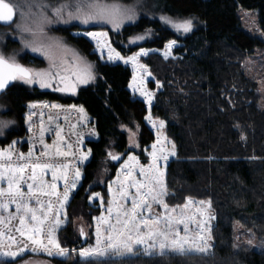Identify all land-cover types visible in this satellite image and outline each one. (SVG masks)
Masks as SVG:
<instances>
[{"label": "trees", "instance_id": "1", "mask_svg": "<svg viewBox=\"0 0 264 264\" xmlns=\"http://www.w3.org/2000/svg\"><path fill=\"white\" fill-rule=\"evenodd\" d=\"M158 1L165 13L194 15L199 24L180 35L158 18L141 15L119 30H109L110 41L123 55L139 47L162 48L170 40L176 42L167 58L158 52L141 57L158 83L156 86L148 82V87L155 89L149 111L152 117L164 120L165 133L175 146L176 154L165 165L164 200L169 204L183 203L187 197L209 200L214 216L211 254L146 256L137 252L130 256L80 259L81 238L72 220L74 210L88 208L86 183L95 181L97 168L104 162L108 167L104 184L129 152H135L145 162L141 149L153 141L154 135L144 121L147 106L127 88L130 68L120 62L101 61L90 41L71 34L78 27L70 24L54 30L92 64L93 80L78 86L74 93L11 84L1 94L16 123L0 137V152L11 153L13 166L36 162L68 164L69 186L76 171L80 172L62 207V178L55 181V195L40 196L43 211L35 199L29 202L41 218L51 202L49 220L61 221L54 235L60 247L69 252L65 257L49 255L43 247L21 236L17 231L21 225L16 205L4 199L8 208H0V250L19 254L15 258L0 256V264H17L27 257L45 258L52 264H264V250L247 245L234 247L232 237L233 222L264 237V109L257 106L256 81L242 69L244 56L261 41L241 26L236 12L238 6L256 9L258 28L264 32V0ZM136 34L148 37L131 40ZM21 60L40 65V59L34 56L25 55ZM126 129L136 130V149L131 146ZM44 145H48V156L41 155ZM57 147L68 155H56ZM110 153L119 157L117 162L110 159ZM21 154L24 160L19 159ZM83 155L87 159L81 163ZM23 175L21 190L27 197V185L33 183L32 168H26ZM36 183L50 186L54 183L52 171L38 169ZM0 187L7 189V182L0 181ZM47 191L52 190L49 187ZM30 215L25 221L27 228L33 227ZM85 215L89 219V213ZM47 231L46 222L39 237L44 245Z\"/></svg>", "mask_w": 264, "mask_h": 264}, {"label": "rangeland", "instance_id": "2", "mask_svg": "<svg viewBox=\"0 0 264 264\" xmlns=\"http://www.w3.org/2000/svg\"><path fill=\"white\" fill-rule=\"evenodd\" d=\"M6 2L12 3L15 6V18L14 21L8 26H0V56H3L6 60L14 61L15 63H22L21 58L25 55L29 57H37L40 59V65L35 66L32 64H23L31 70L32 72H59L61 76L67 77L69 83H75V91L78 86L84 83H77V77L74 73L78 68H82L86 65H91V73L94 78V70L92 64L87 60V58L78 51L76 47L70 44L62 35L55 32L59 26H69L70 24L78 27L76 30H71V34L83 36L92 44V50L97 54L101 61L108 63L120 62L130 68L131 76L127 85L128 90L131 95L141 99L147 106V113L144 116V121L153 132L154 139L148 146L142 147L141 151L144 155L145 162H142L139 156L135 152H129L124 159L117 164L113 176L104 182L103 177L108 174V167L104 162H101L100 167L97 168V174L95 181L88 182L85 185L84 193L86 194V202L88 208L82 207L74 210L73 213V225L77 230L78 236L83 230L84 238L81 237L80 249L93 247L96 244V227L98 223V218L103 216L108 217L109 200L119 201L120 204L125 205L126 208L132 207V198L136 196V188L131 187L134 181L143 182L144 177L140 174L141 167L147 168L151 163V153L153 151L152 145L157 144V153L160 154L159 150L163 148L164 154H168L173 151V141L166 135L164 126H160V122L164 120L159 118H154L151 116L149 108L153 101V88L148 87V82L152 81L156 86L158 83L149 71L146 64L141 61V57L145 55L136 56L142 50L147 54L150 52H158L165 56H171V49L176 45L173 44L171 49L166 48L172 40L166 42L162 48L155 47H139L135 52L128 55L121 54L111 43L109 30L116 31L119 30L124 24L134 22L139 16L147 15L150 17L158 18L162 25L174 30L180 35H184L189 32H184L182 29L178 30L174 25L183 23L184 21L192 22V29L195 28L199 21L194 15L189 16H179V15H169L165 13L158 0H6ZM89 3H99L101 5H117L120 9V15L117 17L115 23L109 22L107 19L93 18L84 23V13L89 9L83 7L81 13H77L76 6L82 5L86 6ZM63 8L62 13L54 14L56 9ZM237 16L240 20V24L249 33L253 34L260 39L261 43L254 46L251 53H247L242 61L243 72L252 77L256 81V91L259 94V101L257 106L264 109V32L258 28L257 22V11L256 9H247L238 6L236 9ZM71 13V15H69ZM24 28L30 29L29 31L23 30ZM191 29V30H192ZM106 33L107 35L102 39V47H97L96 40L85 35V33ZM148 37V34L134 35L131 40L140 41L142 38ZM109 46L114 49L113 56L115 53H119V59L109 60ZM33 48L38 49L33 51ZM146 54V55H147ZM136 56V61L132 62L128 60L129 57ZM141 65L143 67H141ZM90 79L89 81L93 80ZM88 81V82H89ZM14 84L26 86V87H39V83H25L21 79L14 81ZM131 85V87H130ZM57 87H63L60 80L57 78L52 82L51 87L43 88L55 90ZM57 91V90H55ZM74 91V92H75ZM60 93H74L72 91H57ZM143 92L152 93L151 103L145 102V96ZM11 107L7 100L0 95V122H7L8 126L0 131V137L15 126V118L13 114L9 111ZM150 117L151 119H146ZM128 134V140L132 147L135 149L138 147L136 144V130L126 129ZM159 138V143L157 140ZM138 150V149H137ZM175 150V148H174ZM129 156L136 157L139 162L129 161ZM174 156L169 155L167 161ZM167 161L161 159L158 161V165L161 170L165 173V165ZM128 162L129 164H135L132 170V176L127 177V168H122V165ZM127 177V178H126ZM165 180V176H164ZM102 182V183H101ZM129 185L127 191L129 193L128 198H120L121 183ZM109 186L112 188V192H109ZM99 194L98 196L96 194ZM191 201V203H189ZM205 202L201 204L200 202ZM168 211L176 218L184 219L185 223L189 226L190 235L193 238L196 237L199 231L201 222H206L205 227H209L213 224L214 218L208 219L209 216L214 217L208 207V199H195L187 197L183 203L179 204H169ZM187 205V207H185ZM114 211L111 216V223L116 222V205H112ZM175 209V212L172 210ZM86 213H89V219L86 217ZM145 216L149 215L145 211ZM151 215L153 216H163L165 215V209L157 204H153L151 208ZM163 227V225H161ZM176 227L179 228L181 235L184 234V224L181 223ZM103 230V229H102ZM232 237L234 247L238 245H247L256 250H264V237H258L250 229L244 228L238 222H233L232 224ZM83 240V242H82ZM251 240L252 244L249 245L248 241ZM212 244V239H211ZM79 249V250H80ZM78 250V251H79ZM137 252L143 253L142 249ZM155 254H159L157 251ZM107 256L121 257L115 254H109ZM130 256V255H124ZM17 264H52L45 258L40 257H27Z\"/></svg>", "mask_w": 264, "mask_h": 264}, {"label": "snow or ice", "instance_id": "3", "mask_svg": "<svg viewBox=\"0 0 264 264\" xmlns=\"http://www.w3.org/2000/svg\"><path fill=\"white\" fill-rule=\"evenodd\" d=\"M56 9L54 14L62 13L63 8ZM83 7L89 9L84 13V23H87L88 20L93 18L107 19L109 22L115 23L117 17L120 15V9L117 5H101L99 3H89L86 6L77 5V13H81ZM71 15V13H69ZM15 16V6L12 3L6 2V0H0V23L11 24L14 21ZM178 30L182 29L184 32H189L192 29V22L184 21L183 23L174 25ZM23 30L29 31L30 29L24 28ZM85 35L96 40L97 47H102V39L107 34L106 33H85ZM175 42L171 41L166 48L169 50ZM38 49L33 48V51ZM114 49H111L109 46V60L119 59V53H114ZM147 53L143 50L140 53H137L136 56L146 55ZM136 56L129 57L125 63L129 61L135 62ZM167 58V53H165ZM141 67H143L141 65ZM77 77V83H87L92 79L91 65H86L74 73ZM60 80V83L63 84V87H57V91H75L76 84L69 83L67 77H63L59 72H32L31 70L22 67L20 64L15 63L14 61L6 60L3 56H0V91H3L10 81L21 79L25 83H39L42 88H47L52 86V82L56 79ZM131 87V85H130ZM145 96V102L151 103L152 93L143 92ZM30 108L36 107V105H30ZM47 107V105H45ZM51 107L57 108L58 105H52ZM80 112H83V109H79ZM146 119H151L146 117ZM8 126L7 122H0V131L3 128ZM160 126L163 127V121L160 122ZM31 130V129H30ZM43 133V128L41 129ZM57 137H60V133L57 132ZM159 138L157 143H159ZM41 143L43 144V138L41 137ZM153 151L151 155V163L147 168L141 167L140 174L144 177L143 182L134 181L131 187L136 188V196L132 198V207L126 208L125 205L119 203V201L109 200L108 213L109 216L105 217L103 214L98 218V223L96 227V244L93 247L82 248L79 250V257L81 260L88 261L90 258L94 257H104L109 254H115L117 256L124 255H135L139 249H142L144 255H152L157 251L159 254L164 255L166 253H172L177 255H189V254H199V255H209L213 245L211 244V229L205 227L206 222H201L199 231L196 234V237L193 238L190 235L189 226L185 223L184 219L176 218L168 211V205L165 203V196L167 195V187L165 184L164 176L165 173L158 165V161L163 159L167 161L169 155L174 156L175 146H173V151L164 154L163 148L159 150L160 154L157 153V144L152 145ZM33 155L32 150H29L28 156ZM42 156H48V145H44V151L41 152ZM56 155L58 156H67L68 153L60 151L57 147ZM113 160L119 159L118 156H113L109 154ZM20 160H24L25 157L23 154L19 157ZM87 159V155L81 157V163ZM7 160L8 163L0 162V181L7 182V189L0 187V208L7 210L8 203H15L16 212L20 217L21 227L17 229L20 232L21 236H26V238L33 244L39 245L44 248L49 255H56L60 257H65L68 255L69 250L60 247L59 243L56 240L54 235L56 229L59 227L61 221L59 219L52 222L49 220V213L52 212V204L49 202L48 211L43 213V218L37 215V210L29 206V202L35 199L37 204L41 205V211H43V204L40 200L41 195H55L56 183L58 179H64L65 181V190L63 193V200L60 201L61 207L64 202L67 201L70 191L75 188L77 181L80 178V172L76 171L75 179H73L69 186V180L67 176V170L69 168L68 164H56L52 163H39L34 164H20L13 166L11 162V153L10 152H0V161ZM129 161L139 162L136 160V157L129 156ZM135 164H129L125 162L122 165V168H127V177L132 176V170L135 167ZM32 168V176L30 179L33 183L27 185L28 193L27 197L25 193L21 190V181H24V171L26 168ZM41 172L52 171V178L54 183L49 185H44L43 183L37 184V170ZM126 177V178H127ZM51 188V193L47 191L48 188ZM129 185L121 183L120 198L127 199L129 193L127 188ZM109 192H112L111 186H109ZM99 195L98 193L96 194ZM59 199V197H57ZM7 199L8 203H4L3 200ZM191 203V201H189ZM201 204L205 202L201 201ZM115 204V213H116V222L115 224L111 223V216L114 211L112 205ZM153 204L162 206L165 209V215L163 216H153L151 215V208ZM187 207V205H185ZM210 208V202L208 203ZM145 211L149 215L145 216ZM175 212V209L172 210ZM30 222L33 223V227L27 228L25 221L29 218ZM214 217L209 216L208 219ZM0 219V223H2ZM48 224L47 231V245L43 244V241L39 238L44 231L45 224ZM183 223L184 234L181 235L180 230L177 225ZM163 225V227H161ZM103 229V230H102ZM83 235V230H81ZM3 233H0L2 236ZM10 240H14L13 237L9 236ZM249 245L252 244V241H248ZM51 246V248L48 247ZM11 248V245H9ZM24 249H21L23 251ZM75 251V250H73ZM19 253L13 251L0 250V256L2 257H11L15 258Z\"/></svg>", "mask_w": 264, "mask_h": 264}, {"label": "water", "instance_id": "4", "mask_svg": "<svg viewBox=\"0 0 264 264\" xmlns=\"http://www.w3.org/2000/svg\"><path fill=\"white\" fill-rule=\"evenodd\" d=\"M14 18H15V16H14ZM8 25H10V24H4V23H0V26H8ZM21 65V64H20ZM22 66V65H21ZM23 67V66H22ZM14 81V80H13ZM13 81H10L9 83H8V85L5 87V89L8 87V86H10L12 83H13ZM4 89V90H5ZM3 90V91H4ZM3 91H0V94L3 92ZM110 159L112 160V161H114V162H117L118 160H113L112 158H111V156H110ZM80 237L83 239L84 238V235H82V234H80ZM82 242H83V240H82Z\"/></svg>", "mask_w": 264, "mask_h": 264}, {"label": "flooded vegetation", "instance_id": "5", "mask_svg": "<svg viewBox=\"0 0 264 264\" xmlns=\"http://www.w3.org/2000/svg\"><path fill=\"white\" fill-rule=\"evenodd\" d=\"M18 64H21L24 68H27L26 67V65L25 64H23V63H18ZM28 69V68H27ZM15 81V80H14ZM14 81H13V83L12 84H14Z\"/></svg>", "mask_w": 264, "mask_h": 264}]
</instances>
